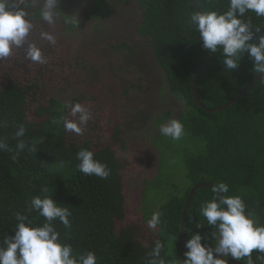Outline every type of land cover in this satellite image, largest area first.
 Instances as JSON below:
<instances>
[{
    "label": "trees",
    "instance_id": "obj_1",
    "mask_svg": "<svg viewBox=\"0 0 264 264\" xmlns=\"http://www.w3.org/2000/svg\"><path fill=\"white\" fill-rule=\"evenodd\" d=\"M194 1L135 0L140 15L136 33L142 41L148 42L153 62L163 73L167 97L173 99L163 109H155L148 114L143 123L147 124L148 133H155V145L162 138L179 144L180 149L177 147L182 155L184 175L188 182L180 190L175 186L173 190L178 188V192H171L157 210L162 213V223L156 228V237L149 243L148 252L132 248L128 241L129 233L126 230L117 233L115 229L116 220L124 216L120 175L123 165L116 153L108 145L96 148L89 141H67L63 125L59 123L60 117L66 114V103L57 98L60 93H69V101L73 103L83 98L78 89L69 92L68 87L57 89L46 105L37 107L36 114L40 120L36 122H28L16 111L12 100L0 95V121L6 123V126L0 127V137L11 148L8 152L0 151V240L5 235H14L16 212L28 215L36 224L43 223L44 218L38 213L27 211V201L39 194L44 185L52 189V198L68 207L72 213L69 217L71 229H65L59 221L54 222L61 239L70 243L77 252L94 251L98 264H148L149 253L157 239L165 244L161 255L168 264H178L186 251L184 243L192 232L209 235L208 242L212 244L210 233L213 229L199 214L201 202L211 199L209 186H200L195 190L186 209L184 236L181 239L185 203L197 183H227V195L241 196L247 205L246 211L264 224V78L256 80L260 74H253V65L246 53L239 67L229 70L223 66V57L219 52L212 54L203 48L196 86L202 106L197 104L192 80L201 41L198 33L189 27L187 19L196 10L195 5L200 11L223 12L227 10L228 0ZM28 3L29 17L40 18L39 8ZM116 4L107 0H93L91 12L84 17L91 24L86 27L87 30L81 25L78 16L76 28L63 23L59 32L62 42L73 40L78 31L84 30L87 36L97 40L100 46L98 54H103L104 60L82 52V57L85 55L86 58H83L91 59L92 63H79V71L84 70L87 76L94 79V83L91 82L94 88L103 76V71L113 67L105 54L110 47L113 51H133L132 45L124 40L115 39L117 42L109 45L106 40L111 37L98 28L101 22L99 16L101 19L107 18ZM64 15L60 16L62 22ZM249 18L253 27L264 31V17L258 18L254 12H249L244 19ZM260 34L264 33L256 35ZM141 67L143 70L149 68L145 61ZM108 73L113 75L116 72L109 69ZM249 85L251 87L240 95ZM129 90L141 92L140 83L128 85L123 91L124 95ZM87 96L90 98L91 95ZM235 97L225 108L215 110ZM92 99L95 97L92 96ZM173 114L174 119L184 125V135L179 140L164 137L159 131L160 126L170 120ZM17 124L25 125L27 132L22 139L36 145L35 153H17V141L12 138ZM116 133H119L118 129ZM118 141L114 138L115 143ZM81 148L91 150L97 160L108 166L110 175L107 179L86 176L77 170L79 161L76 153ZM61 162L63 167H58ZM144 216L145 221L151 217ZM197 224L203 226L197 228ZM173 235L176 236L174 245L170 240ZM258 255L253 251L254 260ZM238 262L246 264V260Z\"/></svg>",
    "mask_w": 264,
    "mask_h": 264
},
{
    "label": "rangeland",
    "instance_id": "obj_2",
    "mask_svg": "<svg viewBox=\"0 0 264 264\" xmlns=\"http://www.w3.org/2000/svg\"><path fill=\"white\" fill-rule=\"evenodd\" d=\"M28 2L39 8L42 0ZM92 2L60 0L59 12L61 15L78 13L81 25L87 30L86 27L91 24L84 17L91 12ZM107 2L117 4L107 18L101 19L99 16L100 32L111 37L106 40L109 45H114L120 39L133 47V51H113L110 47L109 52L105 53L113 64L109 69L115 74H109L106 68L94 88V79L87 76L84 70L79 71V63H92L91 59L83 58L85 55L82 57V52L104 60L103 54H98L100 46L97 40L87 36L84 30L78 31L73 40L62 42L59 32L63 22L59 18L54 29L56 43L49 44L40 40L39 32L53 29L40 18L29 17L35 25L29 39L42 47L48 63H33L25 59L22 51L14 50L12 56L0 61V95L12 100L16 111L28 122H36L40 120L36 114L37 107L46 105L57 89L68 87L69 92L78 89L83 97L78 102L90 109L92 119L88 121L82 135L66 132L67 141H89L96 148L108 145L116 153L123 165L120 175L124 216L116 220L115 229L117 233L126 230L132 248L147 253L149 243L156 237V229L148 228L144 215L157 211L171 192H178V188L183 189L188 182L184 175L179 144L178 149L176 142L162 138L155 145V133H148L147 124L143 123L148 114L155 109H163L173 99L167 97L163 73L153 62L148 42L142 41L136 33L140 15L135 0ZM144 61L149 66L145 70L141 69ZM138 83L141 92L129 90L124 95L123 91L128 85ZM60 94L57 99L62 103L70 100L69 93ZM87 95H91L90 98ZM69 111L66 108L65 116L71 119ZM174 118L173 114L171 119ZM116 129L119 133H116ZM114 138L119 141L115 143ZM175 186L178 188L173 190ZM228 264L232 263L228 260Z\"/></svg>",
    "mask_w": 264,
    "mask_h": 264
},
{
    "label": "clouds",
    "instance_id": "obj_3",
    "mask_svg": "<svg viewBox=\"0 0 264 264\" xmlns=\"http://www.w3.org/2000/svg\"><path fill=\"white\" fill-rule=\"evenodd\" d=\"M59 3L60 0H42L38 9L40 19L53 29L41 30L39 38L53 45L56 43L54 29L61 16ZM28 6V0H0V61L8 59L14 50H18L33 63H48L42 47L29 39L35 25L29 18ZM249 12H254L258 18L264 17V0H228L227 10L223 12L197 9L189 14L187 23L198 33L204 49L212 54H221L225 68L237 69L246 53L253 65V74H260L264 78V34L256 35L264 31L253 27L250 18L244 19ZM63 23L76 28L79 24L78 13L64 15ZM65 107L70 110L69 116L72 118L61 116L59 123L65 132L82 135L92 119V112L79 102H66ZM4 126L6 123L0 121V127ZM159 131L164 137L179 140L184 135V125L178 119H171L162 124ZM26 132L24 124L15 126L12 138L17 141V153H35L37 150L35 144L22 139ZM0 151H11L3 137H0ZM76 159L79 161L76 168L84 175L101 179L109 177L110 169L97 160L91 150L81 148L76 153ZM58 167H63V163ZM51 191L48 185H44L39 194L27 201V211L43 217L42 224L34 223L28 215L14 213V235H5L0 240V264H98L94 251L77 252L70 243L61 239L54 222L59 221L65 229H71L69 217L72 213L68 207L52 198ZM210 191L211 199L201 202L199 214L213 229L210 233L213 243L208 242L209 235L192 232L184 243V259H179L178 264H228L229 257L236 261L246 260V264H264V224L246 211L247 205L241 196L227 195V183L210 184ZM161 216L160 211H154L147 221L148 228L156 229L161 225ZM202 226L196 225L197 228ZM170 240L173 244L176 236H171ZM164 248L165 244L157 239L149 253L148 264H168L161 255ZM253 251L260 254L255 260Z\"/></svg>",
    "mask_w": 264,
    "mask_h": 264
},
{
    "label": "water",
    "instance_id": "obj_4",
    "mask_svg": "<svg viewBox=\"0 0 264 264\" xmlns=\"http://www.w3.org/2000/svg\"><path fill=\"white\" fill-rule=\"evenodd\" d=\"M193 3H195L194 0H191ZM195 9H199L196 5H195ZM202 51H203V46H202V41H201V45H200V50H199V54H198V59L196 61V68H195V73H194V77H193V80H192V90H193V95H194V98H195V101L197 102V104H199L200 106H202V103L200 102L199 98H198V95H197V90H196V86H197V79H198V74H199V70H200V65H201V61H202ZM261 77V75H259L257 77L256 80H258L259 78ZM255 81H253L252 84H254ZM251 84V85H252ZM251 85H249L240 95H242L244 92H246L250 87ZM240 95H238L237 97H239ZM237 97H235L234 99H232L229 103H227L226 105L220 107V108H217L215 109L216 111L219 110V109H223L225 108L226 106H228L229 104H231ZM210 184L212 183H197L193 186V188L191 189L189 195H188V198L186 200V203H185V207H184V212H183V216H182V223H181V239L183 240V236H184V222H185V213H186V209H187V206L190 202V200L192 199V196L195 192V190L200 187V186H209L210 187ZM183 259H184V256H183ZM182 259V260H183ZM229 260L231 261V263L233 264H242L234 259H232L231 257H229Z\"/></svg>",
    "mask_w": 264,
    "mask_h": 264
}]
</instances>
